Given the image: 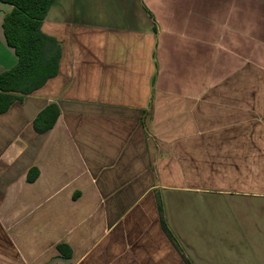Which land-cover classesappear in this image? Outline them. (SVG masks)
<instances>
[{"label": "crops", "instance_id": "crops-1", "mask_svg": "<svg viewBox=\"0 0 264 264\" xmlns=\"http://www.w3.org/2000/svg\"><path fill=\"white\" fill-rule=\"evenodd\" d=\"M41 31L57 73L0 114V264H264V0H56Z\"/></svg>", "mask_w": 264, "mask_h": 264}, {"label": "trees", "instance_id": "trees-1", "mask_svg": "<svg viewBox=\"0 0 264 264\" xmlns=\"http://www.w3.org/2000/svg\"><path fill=\"white\" fill-rule=\"evenodd\" d=\"M55 1L0 0L11 6L1 27L5 43L16 56V63L0 72V114L57 73L59 48L53 38L41 31L42 21ZM56 118V107L49 105L34 118L33 129L38 133L45 132L53 126ZM163 225L166 228L164 220Z\"/></svg>", "mask_w": 264, "mask_h": 264}, {"label": "rangeland", "instance_id": "rangeland-1", "mask_svg": "<svg viewBox=\"0 0 264 264\" xmlns=\"http://www.w3.org/2000/svg\"><path fill=\"white\" fill-rule=\"evenodd\" d=\"M5 10H6V6L0 3V27H1L2 14L5 12ZM0 34H1V28H0ZM0 65H2L4 67L9 65V59H8V57L5 56V55H2V52L1 51H0Z\"/></svg>", "mask_w": 264, "mask_h": 264}]
</instances>
